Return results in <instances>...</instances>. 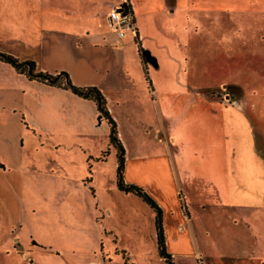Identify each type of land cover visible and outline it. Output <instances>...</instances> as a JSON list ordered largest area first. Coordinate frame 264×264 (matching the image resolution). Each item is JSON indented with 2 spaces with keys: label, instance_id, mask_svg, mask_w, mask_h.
I'll return each mask as SVG.
<instances>
[{
  "label": "crops",
  "instance_id": "1",
  "mask_svg": "<svg viewBox=\"0 0 264 264\" xmlns=\"http://www.w3.org/2000/svg\"><path fill=\"white\" fill-rule=\"evenodd\" d=\"M4 1L11 10H0V49L19 58L34 59L42 70L66 69L74 83L97 85L107 102L112 93L135 86L134 70L143 67L139 46L131 35L122 40L107 20L108 11L117 0H110L102 17L95 10L42 12L39 38L24 44L22 55H19V0ZM131 3L146 58L145 78L143 72L139 77L143 78L145 94H151V102L161 113L166 92L184 88L178 78L187 57L175 55L174 50L177 53L183 45L181 40L159 38V30H187L188 25L181 22V13L192 18L202 11L213 16L217 12L228 17L247 15L249 28L260 31L252 42L251 54L242 57L240 53L241 46L247 45L245 39L239 42L234 57L224 58L228 76L219 82L220 91L209 83L202 87L213 97L215 106L209 109L207 119V147L192 145L187 126L194 120L185 122L186 130L180 125V134L156 126L157 141L164 139L165 150L143 152L128 145L123 177L143 186L162 207L166 248L175 264H232L231 259L236 260L235 264H264V103L257 108L254 103L250 105L236 98L245 94L240 74L247 73L249 61L254 76L261 80L259 89L253 86L250 89L254 94L264 95V0H131ZM191 25L198 29L197 23ZM231 41L226 40V45L232 47ZM130 46L135 54L128 51ZM215 63L216 59L207 58L208 66ZM19 74L11 64L0 60V90L19 88ZM22 87L29 89L23 105H32V109L36 99H46L39 120L49 121L56 114L55 120L61 122V127L73 122L92 127L103 120L92 99L68 88L35 79H27ZM254 108L257 119L249 116ZM0 166L9 168L2 160ZM113 166H117V161ZM126 195L148 212L150 226L154 222L153 208L133 192ZM105 209L111 215L114 207L105 205ZM113 250L115 254L120 252L112 245L106 251L102 249L103 259L98 263L112 264ZM121 252L123 255L125 249ZM105 254L109 256L107 261Z\"/></svg>",
  "mask_w": 264,
  "mask_h": 264
},
{
  "label": "rangeland",
  "instance_id": "2",
  "mask_svg": "<svg viewBox=\"0 0 264 264\" xmlns=\"http://www.w3.org/2000/svg\"><path fill=\"white\" fill-rule=\"evenodd\" d=\"M109 4L110 0H19V55L23 54L24 44L39 38L42 12L95 10L102 17ZM0 10L11 7L0 0ZM228 16L200 11L188 18L183 12L180 19L188 25L187 30H159V38L182 41L180 50L174 51L178 57H187L178 78L184 88L166 92L161 113L151 102V94L143 90V78L139 76L143 72L145 78V67L141 60L143 67L134 70L135 86L112 93L107 102L125 151L129 145L132 150L163 152L164 139L157 141L156 126L177 134L180 125L185 129V122L191 120L194 122L187 126V133L192 145L207 147V119L209 109L215 106L213 97L202 87L209 83L220 91L219 82L228 76L224 58L234 57L239 42L245 39L247 45L241 46L240 53L242 57L251 54L252 42L260 36V31L249 28L247 15ZM196 23L197 30L191 25ZM229 38L232 47L225 43ZM138 43L146 62L140 39ZM128 51L133 54V47ZM209 56L216 59L210 66ZM189 57L196 59L191 62ZM251 63L247 73L240 74L245 94L236 98L258 108L264 103V95L250 89H259L261 81L254 76ZM27 79L21 73L19 88L0 90V160L9 164L6 169L0 166V264L98 263L103 259L102 249L106 251L111 245L120 251L115 254L113 250L112 264H164L158 254L153 220L149 226L148 212L117 186L113 166L117 148L110 141L109 123L103 118L92 127L76 122L61 127L56 114L49 121L39 120L46 99H36L32 109V105H23L29 97V89L22 87ZM251 115L257 119L255 108ZM33 116L38 120L34 121ZM105 205L114 207L111 215ZM108 257L105 254L104 261ZM231 260L235 264L236 260Z\"/></svg>",
  "mask_w": 264,
  "mask_h": 264
},
{
  "label": "trees",
  "instance_id": "3",
  "mask_svg": "<svg viewBox=\"0 0 264 264\" xmlns=\"http://www.w3.org/2000/svg\"><path fill=\"white\" fill-rule=\"evenodd\" d=\"M139 51L141 52V46ZM145 67L144 56L141 54ZM0 60L11 64L17 72L24 73L29 79L41 80L47 84L68 88L77 95L92 99L101 116L109 123V137L111 143L117 148V166H116V182L119 189L126 192H133L146 201L154 211V222L156 231V242L159 255L164 259L165 264H175L172 254L166 248V241L163 229V210L155 198L141 185L135 182H127L123 177L125 148L117 132V125L108 106L107 98L102 90L95 84H76L72 81L69 72L66 69L55 71L42 70L37 67L34 59H20L14 54L0 49ZM146 73V68H145Z\"/></svg>",
  "mask_w": 264,
  "mask_h": 264
},
{
  "label": "built area",
  "instance_id": "4",
  "mask_svg": "<svg viewBox=\"0 0 264 264\" xmlns=\"http://www.w3.org/2000/svg\"><path fill=\"white\" fill-rule=\"evenodd\" d=\"M107 20L109 26L119 37L131 35L139 45L138 26L131 0H121L118 4L112 6L108 11ZM89 264L98 263L90 261Z\"/></svg>",
  "mask_w": 264,
  "mask_h": 264
}]
</instances>
